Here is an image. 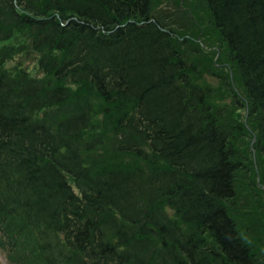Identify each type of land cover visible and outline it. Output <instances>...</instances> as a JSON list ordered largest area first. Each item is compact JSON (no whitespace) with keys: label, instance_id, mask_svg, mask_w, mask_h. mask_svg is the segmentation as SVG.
Listing matches in <instances>:
<instances>
[{"label":"trees","instance_id":"16d2710c","mask_svg":"<svg viewBox=\"0 0 264 264\" xmlns=\"http://www.w3.org/2000/svg\"><path fill=\"white\" fill-rule=\"evenodd\" d=\"M202 1L241 121L153 0H0L8 264H264L235 218L243 173L264 250V0ZM28 49L40 78L5 64Z\"/></svg>","mask_w":264,"mask_h":264},{"label":"rangeland","instance_id":"374dc122","mask_svg":"<svg viewBox=\"0 0 264 264\" xmlns=\"http://www.w3.org/2000/svg\"><path fill=\"white\" fill-rule=\"evenodd\" d=\"M153 14L163 22L167 27L175 30L176 36L187 37L196 44L201 46L203 50L199 57V52L195 50H186V54L190 61L196 63L197 75L200 82L209 83L216 89L215 101L220 105H223V111L228 118H235L241 121L245 115V110H237L230 104L234 99L233 95H241L240 87L238 86L237 78L233 75L232 66L228 58L220 56L218 51H215L216 47H219L218 35L214 29H211L209 25V13L205 8L202 0H153ZM26 45V36L24 33H17L11 39L10 44ZM0 42V46L3 45ZM221 53H226L225 48L222 46ZM35 52L30 49L23 53H17L12 58L6 61V66H16L25 69L31 77L40 78L44 74L38 67V60ZM218 61V62H216ZM216 62L219 65L213 63L214 69L210 67V63ZM216 72V74H212ZM212 74V75H211ZM199 82V81H198ZM231 86H227V83ZM224 87H226L224 89ZM228 88V91H227ZM232 95V96H231ZM251 142V148H252ZM249 184L248 176L243 173L240 174V182L238 186V201L239 207L235 212V218L241 225L243 233L248 241L259 246L261 252L264 251L260 246L262 235V226L259 221L258 214L255 210H252L256 206V197L250 193L251 186ZM259 187L262 186L259 183ZM251 211V212H250ZM256 214V215H254ZM264 253V252H263ZM0 264H8L4 257V254L0 252Z\"/></svg>","mask_w":264,"mask_h":264},{"label":"water","instance_id":"95a60500","mask_svg":"<svg viewBox=\"0 0 264 264\" xmlns=\"http://www.w3.org/2000/svg\"><path fill=\"white\" fill-rule=\"evenodd\" d=\"M255 139V138H254ZM254 139H253V141H254Z\"/></svg>","mask_w":264,"mask_h":264}]
</instances>
